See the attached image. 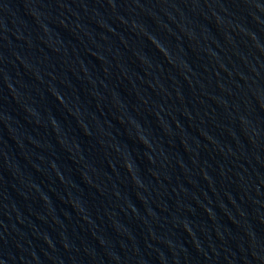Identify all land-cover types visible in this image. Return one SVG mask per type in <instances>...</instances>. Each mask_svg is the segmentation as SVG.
Returning a JSON list of instances; mask_svg holds the SVG:
<instances>
[{
    "label": "water",
    "instance_id": "obj_1",
    "mask_svg": "<svg viewBox=\"0 0 264 264\" xmlns=\"http://www.w3.org/2000/svg\"><path fill=\"white\" fill-rule=\"evenodd\" d=\"M0 264H264V0H0Z\"/></svg>",
    "mask_w": 264,
    "mask_h": 264
}]
</instances>
